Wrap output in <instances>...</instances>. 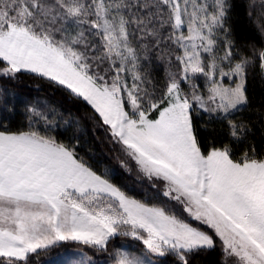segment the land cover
<instances>
[{"label": "snow or ice", "instance_id": "snow-or-ice-1", "mask_svg": "<svg viewBox=\"0 0 264 264\" xmlns=\"http://www.w3.org/2000/svg\"><path fill=\"white\" fill-rule=\"evenodd\" d=\"M254 5L0 0V81L30 74L83 103L120 168L148 181L137 198L80 154L56 105L0 84V264L62 242L109 252L116 237L143 252L117 249L112 264H201L217 250L211 264H264V101L249 95L264 92V19L259 45L234 21Z\"/></svg>", "mask_w": 264, "mask_h": 264}, {"label": "trees", "instance_id": "trees-1", "mask_svg": "<svg viewBox=\"0 0 264 264\" xmlns=\"http://www.w3.org/2000/svg\"><path fill=\"white\" fill-rule=\"evenodd\" d=\"M261 10L260 0H255V5L252 8V14L256 15L255 17L258 21L264 19L261 17ZM246 17L244 7L238 6L236 9V15L234 16L238 39L240 41H255L259 45L260 38L257 34V26ZM152 64L153 66L158 65V67H153V76L157 79H163L165 75L164 62L154 59ZM0 84L8 87L10 91L14 90L22 98L28 97L35 100L42 99L43 101L56 105L57 112H63L64 120L73 121L74 126L70 130L69 134L74 132L80 136V154L85 157L94 156V162L103 168V170L105 168L115 169L118 173L115 182L127 188L128 191L137 198H142L144 188L141 187V185H147L148 181L143 178H138L135 171L129 174L120 168L119 161L117 159V152L111 150L112 145L106 140V133L104 130L96 127L93 121L89 119V112L83 103L73 100L67 94L60 93L59 90L50 86L47 81L26 73L21 74L19 79L15 82L4 80L0 81ZM249 95L255 106L261 105L262 101H264V92H262L259 87L253 88V86L250 85ZM77 118L81 120L79 128L75 127V120ZM252 118L255 119V116ZM255 139L257 140V143H259V132H257ZM119 239V237H116L113 240L116 242ZM113 246L114 248H118L121 246V242H117ZM123 246L131 252H143V245L138 241L127 243V245ZM40 254L41 253H39V255ZM213 261H219L218 250L207 257L201 258V264H211Z\"/></svg>", "mask_w": 264, "mask_h": 264}, {"label": "rangeland", "instance_id": "rangeland-1", "mask_svg": "<svg viewBox=\"0 0 264 264\" xmlns=\"http://www.w3.org/2000/svg\"><path fill=\"white\" fill-rule=\"evenodd\" d=\"M247 16V15H246ZM256 15L252 14L250 21L257 26L258 20H256ZM248 18V17H246ZM249 19V18H248ZM40 102H44L42 99H37ZM99 171H104L103 168L98 166L95 163ZM120 239L115 242L112 240L109 244V252H97L94 249L87 248L83 245L76 244L75 242H68V243H60L59 246L54 247L47 251L40 252L41 254H33L31 256V264H76L77 261L84 258V254L86 253L88 256L92 258L89 264H112V259L110 253L114 252L115 250L119 249L121 251H129L132 254H141L131 252L127 250L123 245H127V243H132L136 241H132L126 237H119ZM117 242H121V246L118 248H114ZM36 257V258H33ZM36 259V260H34Z\"/></svg>", "mask_w": 264, "mask_h": 264}]
</instances>
